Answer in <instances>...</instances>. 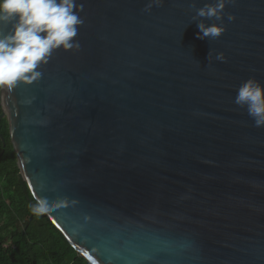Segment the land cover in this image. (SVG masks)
I'll return each instance as SVG.
<instances>
[{
    "label": "water",
    "instance_id": "water-1",
    "mask_svg": "<svg viewBox=\"0 0 264 264\" xmlns=\"http://www.w3.org/2000/svg\"><path fill=\"white\" fill-rule=\"evenodd\" d=\"M149 2L78 0L79 49L1 88L18 183L89 264H264V127L234 102L264 85V0L208 39L214 0Z\"/></svg>",
    "mask_w": 264,
    "mask_h": 264
},
{
    "label": "clouds",
    "instance_id": "clouds-1",
    "mask_svg": "<svg viewBox=\"0 0 264 264\" xmlns=\"http://www.w3.org/2000/svg\"><path fill=\"white\" fill-rule=\"evenodd\" d=\"M163 2L150 0L145 11ZM230 3L234 4L235 0H214L199 8L192 4L195 8L192 19L198 20L200 39L218 38L226 31L224 10ZM82 10L78 0H0V25L7 27V31H0V88L12 90L19 83L30 85L41 78L40 67L55 50L79 49L75 38L84 25ZM213 19L220 23L205 22ZM227 19L231 21L235 17L229 14ZM215 59L226 60L223 52L217 53ZM234 102L246 108L256 127H264V85L250 77L238 87ZM31 211L43 214L47 205L38 200Z\"/></svg>",
    "mask_w": 264,
    "mask_h": 264
},
{
    "label": "trees",
    "instance_id": "trees-1",
    "mask_svg": "<svg viewBox=\"0 0 264 264\" xmlns=\"http://www.w3.org/2000/svg\"><path fill=\"white\" fill-rule=\"evenodd\" d=\"M1 92V88H0ZM1 114V107H0ZM1 137L4 138L3 147ZM0 264H89L43 214L18 183L17 157L10 141L8 121L0 120ZM32 218L30 219V217Z\"/></svg>",
    "mask_w": 264,
    "mask_h": 264
}]
</instances>
